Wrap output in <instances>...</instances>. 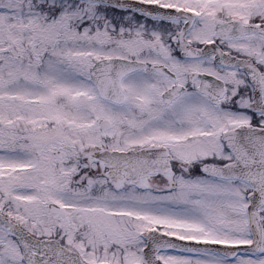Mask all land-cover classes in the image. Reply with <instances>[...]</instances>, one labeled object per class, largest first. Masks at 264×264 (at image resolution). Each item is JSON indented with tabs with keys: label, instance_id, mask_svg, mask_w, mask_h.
Returning <instances> with one entry per match:
<instances>
[{
	"label": "snow or ice",
	"instance_id": "obj_1",
	"mask_svg": "<svg viewBox=\"0 0 264 264\" xmlns=\"http://www.w3.org/2000/svg\"><path fill=\"white\" fill-rule=\"evenodd\" d=\"M0 264H264V0H0Z\"/></svg>",
	"mask_w": 264,
	"mask_h": 264
}]
</instances>
